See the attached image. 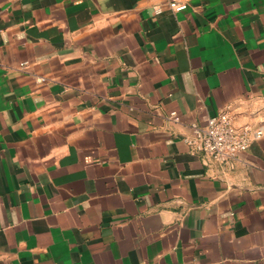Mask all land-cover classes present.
I'll list each match as a JSON object with an SVG mask.
<instances>
[{"label": "crops", "instance_id": "obj_1", "mask_svg": "<svg viewBox=\"0 0 264 264\" xmlns=\"http://www.w3.org/2000/svg\"><path fill=\"white\" fill-rule=\"evenodd\" d=\"M182 1L0 0V264H264V0Z\"/></svg>", "mask_w": 264, "mask_h": 264}, {"label": "built area", "instance_id": "obj_2", "mask_svg": "<svg viewBox=\"0 0 264 264\" xmlns=\"http://www.w3.org/2000/svg\"><path fill=\"white\" fill-rule=\"evenodd\" d=\"M168 5L175 11L187 8L182 0H169ZM41 81L44 82L45 79ZM168 119L175 123L181 121L177 112H171ZM262 135V129H254L248 125L238 126L233 115L222 111L207 118L203 126L191 125L190 134L184 136V141L191 149L226 162L245 153L252 142L260 139Z\"/></svg>", "mask_w": 264, "mask_h": 264}]
</instances>
